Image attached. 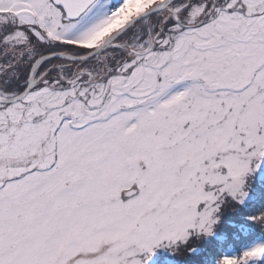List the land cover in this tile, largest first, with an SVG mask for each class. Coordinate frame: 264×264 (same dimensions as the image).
<instances>
[{
  "label": "snow or ice",
  "instance_id": "6c2138e0",
  "mask_svg": "<svg viewBox=\"0 0 264 264\" xmlns=\"http://www.w3.org/2000/svg\"><path fill=\"white\" fill-rule=\"evenodd\" d=\"M262 158L264 0H0V264H145Z\"/></svg>",
  "mask_w": 264,
  "mask_h": 264
},
{
  "label": "rangeland",
  "instance_id": "374dc122",
  "mask_svg": "<svg viewBox=\"0 0 264 264\" xmlns=\"http://www.w3.org/2000/svg\"><path fill=\"white\" fill-rule=\"evenodd\" d=\"M253 168L254 170L245 177L244 190L246 193L248 190H252L254 194L253 199H256L257 196H260L264 192V179L261 180L264 178L262 177L264 173V158L260 160L258 167L254 165ZM247 209L245 198L243 202L228 198L216 214L217 220L213 225L211 233L205 234L189 230L190 235L186 242H180L177 245L162 243L159 246H155L151 253H148L146 256L142 255L141 259L145 261V264H186L190 259L196 257L197 259L212 261L213 264H218V260L221 258V252L217 249L221 245L220 237L223 236L222 234L229 232L238 221L244 219L243 216L247 214ZM255 231H259V233L251 236L250 240L244 243L242 247L247 246V244L255 239H264V226L256 225ZM236 251H238L236 247L234 249L228 247L222 253V256Z\"/></svg>",
  "mask_w": 264,
  "mask_h": 264
},
{
  "label": "trees",
  "instance_id": "16d2710c",
  "mask_svg": "<svg viewBox=\"0 0 264 264\" xmlns=\"http://www.w3.org/2000/svg\"><path fill=\"white\" fill-rule=\"evenodd\" d=\"M262 177H264V173L262 174ZM263 179L264 178L261 180ZM253 197L254 194L252 190H248L245 197V206L248 208L247 214L243 216L244 219L238 221L229 232L222 234L223 236L221 235V245L217 248L219 249L218 251L221 252L220 257H222V253L226 248L231 247L234 249L236 247V249L239 250L244 243H247L250 240L251 236L259 233V231H255V226L258 224L252 219V217L257 213L258 209H264V192H262L260 196H257L256 199H253ZM186 264H213V262L194 257Z\"/></svg>",
  "mask_w": 264,
  "mask_h": 264
}]
</instances>
